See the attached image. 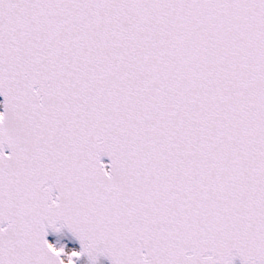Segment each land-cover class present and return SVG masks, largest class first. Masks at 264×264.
<instances>
[{
	"label": "snow or ice",
	"instance_id": "6c2138e0",
	"mask_svg": "<svg viewBox=\"0 0 264 264\" xmlns=\"http://www.w3.org/2000/svg\"><path fill=\"white\" fill-rule=\"evenodd\" d=\"M0 97V264H264V0H0Z\"/></svg>",
	"mask_w": 264,
	"mask_h": 264
},
{
	"label": "bare ground",
	"instance_id": "6f19581e",
	"mask_svg": "<svg viewBox=\"0 0 264 264\" xmlns=\"http://www.w3.org/2000/svg\"><path fill=\"white\" fill-rule=\"evenodd\" d=\"M49 237H50L51 243H57L58 242L57 246L66 244L67 245L66 250H76L77 249V244L75 242L69 243L70 238H69L67 233H61V234H56V235L49 233ZM83 262H85L87 264L86 258H82L81 261L79 262V264H82ZM99 264H109V263L107 262V260L105 258H100Z\"/></svg>",
	"mask_w": 264,
	"mask_h": 264
},
{
	"label": "water",
	"instance_id": "95a60500",
	"mask_svg": "<svg viewBox=\"0 0 264 264\" xmlns=\"http://www.w3.org/2000/svg\"><path fill=\"white\" fill-rule=\"evenodd\" d=\"M0 99L2 100V103H3V97H0ZM105 161H106V163H107V160L105 159ZM235 264H239V261L237 260L236 262H235Z\"/></svg>",
	"mask_w": 264,
	"mask_h": 264
},
{
	"label": "rangeland",
	"instance_id": "374dc122",
	"mask_svg": "<svg viewBox=\"0 0 264 264\" xmlns=\"http://www.w3.org/2000/svg\"><path fill=\"white\" fill-rule=\"evenodd\" d=\"M83 264H85V263H83Z\"/></svg>",
	"mask_w": 264,
	"mask_h": 264
}]
</instances>
